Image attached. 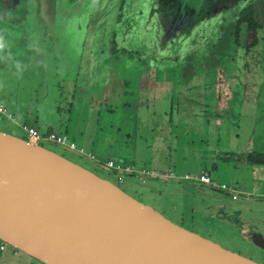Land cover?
I'll use <instances>...</instances> for the list:
<instances>
[{"label":"rangeland","instance_id":"obj_1","mask_svg":"<svg viewBox=\"0 0 264 264\" xmlns=\"http://www.w3.org/2000/svg\"><path fill=\"white\" fill-rule=\"evenodd\" d=\"M68 1L24 0L20 13H0V104L10 115L2 119L0 129L25 138L24 124L41 130L46 124L72 125L85 131L86 144L76 141L77 151L45 144L114 180L175 222L264 264V248L251 238L256 232L264 234V165L249 158L250 153H264V0L254 3L263 28L259 45L247 56L241 54L246 29L239 42L232 34L237 17L228 28V53L214 54L211 64L174 82L137 81V90L123 100L116 94L105 100L96 93H111L105 76L113 73L119 79L125 74L119 64L128 61H108L103 20L110 8L107 0L92 2L88 24L73 9L76 0L70 5ZM135 73L142 75L141 70ZM197 74L201 76L192 79ZM161 96L173 99L174 108L170 102L168 114L153 115L149 104H158ZM121 158L124 166L168 177L175 173L179 180L122 176L105 165ZM204 170L220 185L241 190V197L236 200L224 190L181 181ZM235 208L244 216L232 215L230 209ZM26 262L40 263L10 244L0 251V264Z\"/></svg>","mask_w":264,"mask_h":264},{"label":"water","instance_id":"obj_2","mask_svg":"<svg viewBox=\"0 0 264 264\" xmlns=\"http://www.w3.org/2000/svg\"><path fill=\"white\" fill-rule=\"evenodd\" d=\"M145 1L150 13L144 16V42L164 43L183 56L190 34L210 26L220 33L223 24L226 35L248 3L259 0ZM112 78L113 73L105 76ZM46 142L61 145L0 129V238L8 244L45 264H263L175 222ZM105 165L120 175L179 180ZM181 181L217 189L193 178ZM251 238L264 248L263 233Z\"/></svg>","mask_w":264,"mask_h":264},{"label":"flooded vegetation","instance_id":"obj_3","mask_svg":"<svg viewBox=\"0 0 264 264\" xmlns=\"http://www.w3.org/2000/svg\"><path fill=\"white\" fill-rule=\"evenodd\" d=\"M93 1L95 0H76V4L73 7V9L76 8V10H78L82 14L81 19H83L84 24H88L90 22L89 18L92 17L89 13H92L95 8L92 4ZM23 2L24 0H0V13H2V16L3 14L13 15L16 13H20L23 7ZM68 2L70 5V2L74 3L75 0H69ZM105 3L110 6L108 13L107 11H105L106 16H104L103 19L106 25L105 37L109 39L108 41L110 58L108 59V61L111 60L119 62V60H122L123 57H126V59L128 60L122 65L119 64L121 69H124L125 73L121 75L119 79H105L107 83L106 86L108 85V87H111L112 89L111 93H108V90L105 92L103 90L98 92L100 95L105 96V100H109L115 94L119 95L120 100H123V97H125V95H128L137 90L136 88L139 86L134 85V83H136L137 81H140V83H146V85L150 82L170 83L174 82V80L178 78H181V76H187L188 74L192 75V72L194 73L198 70H202L199 67L204 68V65L211 64L213 61H215L213 58L214 54H218L220 52H223V54H225L230 51L229 47L231 44L229 43V34L221 35V32H224V30L226 29V26L223 24L220 27V33H218L217 31V26H210L202 29L199 28L200 31L198 30L199 32L197 31V33H195L194 35L190 34L189 38H186V40L188 39V41H185L182 45L183 56L169 54L174 53L175 49L170 46L166 47L163 44L157 45L156 43L154 45L153 43L146 42L145 44H135L132 41H144L146 35L144 33H147V31L149 30V23L146 19L148 13H145L146 7L148 9L146 1L107 0V2L105 1ZM250 7L253 8V13L255 16L254 19L257 21L258 26L256 28V32L259 40V31L263 28V23L256 17L257 10L255 4L253 1H250L239 14L237 18V26L232 32L237 42H239L240 34L243 30L246 29L247 37L245 46H243L241 49L243 50V53L240 52L243 57L247 56L250 50L259 45L258 41L257 45L251 48L249 47L251 39L250 33L253 32V29L251 27L250 21H248L247 19H243V14L250 12ZM191 14L192 13H190L189 15ZM145 15L146 18L144 19ZM244 24H246L247 26L245 27ZM230 26L231 24H229L228 27ZM0 33L4 34V32ZM117 38L120 42L125 44L119 45ZM127 39H130L131 41L127 42ZM201 54L203 55L201 56ZM137 67H139L140 69H136ZM134 68L136 69L135 71H133ZM140 70L142 71V75H137L135 72H138ZM170 72L173 73L172 76L166 77V75H169ZM199 76L201 75L197 74L192 79L196 77L199 78ZM139 77L141 78V80H138ZM150 78L153 79L151 80ZM150 113H152L153 115H159L162 113L166 114V112H161V110L158 109H153L150 111ZM38 261L42 264H45L40 260ZM40 263L26 262V264Z\"/></svg>","mask_w":264,"mask_h":264},{"label":"built area","instance_id":"obj_4","mask_svg":"<svg viewBox=\"0 0 264 264\" xmlns=\"http://www.w3.org/2000/svg\"><path fill=\"white\" fill-rule=\"evenodd\" d=\"M8 108L4 105V104H0V122L2 121V119L5 116L10 117ZM14 119V117H13ZM25 131L28 133V140L31 141H40V140H45V139H49L52 141H55L61 145H66L69 146L70 148H74L77 149V144L76 142L72 141L71 138L69 137L68 134H66L65 132H60L59 130H51L47 133L42 132L39 128L32 126L30 124H24L23 125ZM82 152H84L83 149H81ZM107 164L110 167H114L117 169H121V170H125V171H132V170H136L134 167H132L130 164H128L127 166L123 165V162H115L114 160H108ZM144 171V170H143ZM147 172V171H144ZM172 176H176L171 174ZM123 176V175H122ZM185 178H193L190 175L185 176ZM199 181H202L204 183L207 184H212L213 186H215L218 189L221 190H227L230 192V194L236 199L239 197L238 191H236L235 189L228 187L226 184H222L220 185L218 182L214 181L211 177V172L204 170L201 175L193 178ZM7 242L4 241L3 239L0 238V251H5L7 248Z\"/></svg>","mask_w":264,"mask_h":264},{"label":"crops","instance_id":"obj_5","mask_svg":"<svg viewBox=\"0 0 264 264\" xmlns=\"http://www.w3.org/2000/svg\"><path fill=\"white\" fill-rule=\"evenodd\" d=\"M2 66V65H1ZM152 95H155V93H151ZM156 95H157V93H156ZM165 96H161V97H159L160 99H159V101H158V104H157V102L155 101V103H154V105L151 103V104H149V105H151L152 106V108L155 110V109H158V110H161L162 112H166V114H168L169 112V108H168V105L170 104V102H171V105H172V109L174 108V102H173V99H163ZM9 111V110H8ZM172 114H173V112H172ZM31 125V124H30ZM32 126H35V127H37V128H39L37 125H32ZM46 129H43V130H41L40 128V130L42 131V132H44V133H47V132H49V131H51V130H59L60 132H65L66 134H68L69 135V137H71V139H73L72 141H74V142H76V141H81V142H84L85 144H86V134H85V131L83 132V131H80L79 129H76V128H74V127H72V125H69V127H66V126H62V128H60L59 127V125H57L56 127H53V126H50V125H48V124H46ZM250 155V154H249ZM124 159V158H123ZM121 161H122V158L120 159ZM255 165H264L263 163H257V162H253ZM147 171V172H149V173H152L151 171H149V170H145V169H142V171ZM160 172V171H159ZM212 173V172H211ZM160 174V173H159ZM171 174H173V175H176L175 173H171ZM170 174V175H171ZM187 175H190V174H187ZM186 175V176H187ZM233 189H235L236 191H238L239 193H242V191L241 190H239L238 188H233ZM225 191V190H224ZM226 193H229L230 194V192L229 191H227L226 190ZM231 195V194H230ZM241 196H239L238 198H236V200L237 199H239ZM262 197L264 198V195H262ZM234 198V197H233ZM230 211L232 212L231 214L232 215H234V216H239V214L240 215H242V216H244V212L243 211H239V208H235V209H230ZM194 212H195V209H194ZM246 233V232H245Z\"/></svg>","mask_w":264,"mask_h":264},{"label":"trees","instance_id":"obj_6","mask_svg":"<svg viewBox=\"0 0 264 264\" xmlns=\"http://www.w3.org/2000/svg\"><path fill=\"white\" fill-rule=\"evenodd\" d=\"M250 12L243 14V19H247L251 23V27L253 29V32L250 33L251 39H250V44L249 47H254L255 45L258 44V36L256 32L257 28V21L254 19V13H253V8L250 7ZM249 158L252 162H257V163H263L264 164V153H257L253 152L250 153Z\"/></svg>","mask_w":264,"mask_h":264}]
</instances>
